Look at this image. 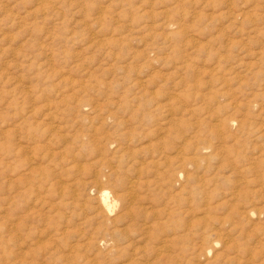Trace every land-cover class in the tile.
Instances as JSON below:
<instances>
[{
  "label": "rangeland",
  "instance_id": "1",
  "mask_svg": "<svg viewBox=\"0 0 264 264\" xmlns=\"http://www.w3.org/2000/svg\"><path fill=\"white\" fill-rule=\"evenodd\" d=\"M0 264H264V0H0Z\"/></svg>",
  "mask_w": 264,
  "mask_h": 264
},
{
  "label": "bare ground",
  "instance_id": "2",
  "mask_svg": "<svg viewBox=\"0 0 264 264\" xmlns=\"http://www.w3.org/2000/svg\"><path fill=\"white\" fill-rule=\"evenodd\" d=\"M133 184V183H132ZM108 192H106V191H103V193L101 194V201H102V204L105 206V207H107V208H109L110 207V203H109V201H108ZM129 211V210H128Z\"/></svg>",
  "mask_w": 264,
  "mask_h": 264
}]
</instances>
